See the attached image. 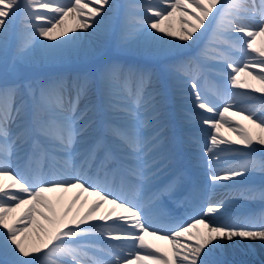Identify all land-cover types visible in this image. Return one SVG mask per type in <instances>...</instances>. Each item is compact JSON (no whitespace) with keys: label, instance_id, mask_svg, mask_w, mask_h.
I'll return each mask as SVG.
<instances>
[{"label":"snow or ice","instance_id":"6c2138e0","mask_svg":"<svg viewBox=\"0 0 264 264\" xmlns=\"http://www.w3.org/2000/svg\"><path fill=\"white\" fill-rule=\"evenodd\" d=\"M118 7L114 0H0V55L7 54L17 17L22 27L13 60L23 62L37 48L49 58L82 48L89 37L105 32L108 13ZM127 8L120 33L124 46L168 52L192 47L211 31L214 55L206 48L170 69L191 73L193 104L211 114H193L209 128L203 155L210 187L204 191L243 184L251 173H264V99L257 104L252 95L264 94V45L257 46V38H264V0H145ZM177 12L179 29L172 23ZM69 20L74 24L69 26ZM202 59L222 65L221 103L201 94L196 75ZM99 79L107 108L121 112L122 118L104 122L87 148L77 147L86 142L94 123L85 122L84 113L77 115L79 100L90 88L87 77L74 83V97L60 79L26 85L30 108L17 102L19 86L0 85V253L9 257L5 264H212L208 258L224 247V240L264 243V212L230 216L231 200H204L187 222L158 226L149 208L173 192L183 174L142 196L141 186L155 177L156 167L151 152L158 138L144 134L155 120V109L140 111L148 108L144 92L151 73L110 66ZM120 93L131 104L113 101ZM237 97L249 106L232 103ZM225 128L235 135L225 137ZM13 157L23 163L13 168ZM241 196L264 201V188H246ZM147 237L165 241L170 251Z\"/></svg>","mask_w":264,"mask_h":264},{"label":"bare ground","instance_id":"6f19581e","mask_svg":"<svg viewBox=\"0 0 264 264\" xmlns=\"http://www.w3.org/2000/svg\"><path fill=\"white\" fill-rule=\"evenodd\" d=\"M119 1L120 0H114V3L119 5ZM112 13H114V20L116 23L120 22V21H122V19L126 18V11H121V7L119 5V7L117 9L113 10V12L108 13V16L106 18L108 21V26H107V29L105 30V32L102 34H98V36L89 37L88 40L84 42V46L82 48L75 50V51H72V52H69L62 57H56V58L46 57L43 54L42 50L37 48L32 52L30 59L37 61L39 64L45 63L48 60H54L59 65L57 70H60L64 65L66 66V64L68 65L74 61H77L78 59L83 61L82 64L85 67L89 68L90 67L89 65L94 60H97L96 62H98L99 61L98 59L101 60V59H103V57L107 56L108 54L112 57L114 54V48L118 46L116 44V42L110 38L111 33L115 32L112 28L113 23L110 22L112 20V18L110 17V14H112ZM67 23L69 24V26H71L72 24H74V21L69 20ZM172 23L176 29H179L180 21H179V13L178 12L174 14V17L172 19ZM15 33H17V30H15ZM85 35H87V33H85ZM157 35H159V34L157 33ZM164 39H166V40L171 39L173 43H180L178 38H168L165 36ZM261 39L264 41V38H261ZM203 40L208 42V41H211V38L209 36L205 35L203 37ZM44 42L48 43L47 41H44ZM127 47L136 51L137 54L145 55V56L147 55L151 59H154V62L158 61L159 63H162L161 59H163L164 57L172 56L174 54H177V53L187 49V48H181V49H174V50H171L168 52H157L153 49L145 48L142 45H138V44H133V45L127 46ZM164 55H166V56H164ZM2 56L4 57L5 55H2ZM161 56H162V58H160ZM65 70L66 69L64 68V71ZM249 80H251L250 77H249ZM187 82H188L187 79H183L180 81L181 84H185ZM251 82L253 84H255L257 87H259L258 82H256V81H251ZM177 89H179V88H177ZM258 95L259 96L262 95L263 99H264V94L258 93ZM234 120H240V117H235ZM191 121L198 122L199 118L193 119ZM193 122H191V123H193ZM241 123L247 124V121H241ZM187 124H189V121L187 122ZM148 131H149V129L147 127L145 129L144 133H146ZM221 131L224 133L225 137L235 135L234 133L228 132L226 128L221 129ZM205 145L202 142L201 143L195 142L194 138H192L190 136L188 138L187 146L189 147V149L186 152V157L189 161L196 157L198 159L197 172H204L206 175H208L209 170L207 168V162H206L207 158L203 155V147ZM196 152H199V155ZM153 155H154V157H156V152H154ZM202 163H203V165H202ZM227 166H228L227 164L222 165L221 169L226 168ZM176 170H177V166L172 165L170 162H159V161H157L156 162V169L154 172H159L160 177H164V176L169 175L170 173H173ZM221 184H225V185L226 184H232V182L224 181V182H221ZM219 187H221V186H216L213 189V193H214L213 195L214 196H218V194H219L218 188ZM53 195L55 198V195H57V194H53ZM70 195L71 194H69V197H70ZM227 200H229V199H227ZM67 202H68V198H65L64 203L67 204ZM244 208H245V205L242 202L231 200V204L228 207L227 214L230 216L232 215L233 217H237ZM20 211L21 210H18L17 213H15L14 215H19ZM200 227L203 228V226H200ZM221 243H223L224 247L221 249H217L210 256L209 259L212 260V259H216V258L219 259V258H222L224 256H226V257L231 256L228 259H226V258H224V259L227 260V263L232 264L236 260H238V262H242V261L246 262V256H247L250 258V264H264V243H262L259 240L234 238V240L231 242L224 240ZM163 246L166 250L169 248V246L167 245V243L165 241L163 242ZM238 256H241V258H239ZM8 258L9 257L5 256L3 253H0V263L1 264H5V261Z\"/></svg>","mask_w":264,"mask_h":264},{"label":"rangeland","instance_id":"374dc122","mask_svg":"<svg viewBox=\"0 0 264 264\" xmlns=\"http://www.w3.org/2000/svg\"><path fill=\"white\" fill-rule=\"evenodd\" d=\"M15 53V52H14ZM23 63H24V61L23 62H20L19 64H17V66L15 67V69H14V72H17L18 71V73H22V72H24V74H25V72H27V70H25L24 68H23ZM31 66V65H30ZM11 67H12V65H11ZM27 67H29V65H27ZM13 68V67H12ZM246 262L247 263H250V258L249 257H247L246 256Z\"/></svg>","mask_w":264,"mask_h":264}]
</instances>
